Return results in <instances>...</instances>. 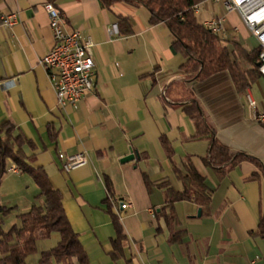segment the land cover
Instances as JSON below:
<instances>
[{"label":"crops","instance_id":"obj_1","mask_svg":"<svg viewBox=\"0 0 264 264\" xmlns=\"http://www.w3.org/2000/svg\"><path fill=\"white\" fill-rule=\"evenodd\" d=\"M48 2L0 0V127L11 123L32 143L25 151L61 192L91 264H264V238L252 235L264 216V78L245 92L227 72L191 82L169 28L150 24L146 8L61 0L55 6L66 31H78L94 43L96 76L93 92L78 109L60 107L41 64L54 46L44 8ZM11 15L17 16L16 24L4 25ZM196 17L202 25L224 18L220 38L230 51L235 45L246 52L259 49L240 15L227 13L222 3L206 0ZM241 64L252 69L244 60ZM196 104L213 138L196 136L186 111ZM212 140L259 165L243 161L220 178L205 163ZM61 152L82 154L87 164L65 172ZM131 155L133 160L122 161ZM189 163L206 179L208 212L193 200L168 204L172 194L184 191ZM10 175L33 187L31 207L42 203L29 175L9 171L3 181ZM119 199L132 202V208L121 210L115 204ZM113 216L126 237L118 259L112 255ZM174 235L180 241L171 242Z\"/></svg>","mask_w":264,"mask_h":264},{"label":"trees","instance_id":"obj_2","mask_svg":"<svg viewBox=\"0 0 264 264\" xmlns=\"http://www.w3.org/2000/svg\"><path fill=\"white\" fill-rule=\"evenodd\" d=\"M48 1L57 5L61 0ZM99 1L106 8L121 2L144 7L150 13V24H165L174 37V50L186 59L183 70L191 82L204 81L227 72L237 90L245 92L262 77L257 66L260 49L246 52L235 45L232 52L220 37L198 22L194 8L206 0ZM241 60L252 65V69H245ZM186 111L195 122L196 136L213 138L214 130L207 123L200 107L196 104ZM162 144L167 149L168 156L172 158V150L165 138H162ZM26 146L33 148L32 143L18 133L13 124L5 123L0 127V185L9 172V163L12 162L21 173L33 179L40 190L38 199H42L41 204H34L29 211L19 214V223L8 231L3 230L1 224L14 208L0 204V264H28V258L37 252L38 241L50 238L53 233L60 235V241L53 249L41 253L39 264H51L52 260L60 264H91L78 234L68 219L61 192L52 186L44 169L33 166L34 156L27 155ZM243 161H252L259 165L251 156L244 153L231 154L226 146L212 140L209 157L205 163L216 169L220 178H223L232 167ZM187 170L188 176L183 179L184 191L172 194L168 204L193 200L204 212H208L211 197L205 184L206 179L191 163L187 165ZM146 184L149 187L147 179ZM113 217L117 237L113 242L112 255L114 259H118L123 253L126 237L118 217ZM252 235L264 238V216L257 231ZM176 241H180V237L172 236L171 242Z\"/></svg>","mask_w":264,"mask_h":264},{"label":"built area","instance_id":"obj_3","mask_svg":"<svg viewBox=\"0 0 264 264\" xmlns=\"http://www.w3.org/2000/svg\"><path fill=\"white\" fill-rule=\"evenodd\" d=\"M212 1L222 3L227 13H238L257 40L260 49L258 70L264 78V0ZM44 8L50 16L54 46L43 56L41 64L48 73L58 105L76 110L95 87L96 63L92 53L94 43L91 38H84L78 31L67 32L64 20L53 3H46ZM194 12L199 13V5L194 8ZM16 22V15L3 20L6 26H13ZM224 23V18H218L205 22L204 26L221 37L225 32ZM248 101L251 107H256L257 104L251 97H248ZM59 157L63 160L62 168L65 172L87 164V158L82 154L69 156L61 152ZM9 171L19 173L15 166L9 168ZM115 204L123 211L133 206L132 202L120 199Z\"/></svg>","mask_w":264,"mask_h":264},{"label":"rangeland","instance_id":"obj_4","mask_svg":"<svg viewBox=\"0 0 264 264\" xmlns=\"http://www.w3.org/2000/svg\"><path fill=\"white\" fill-rule=\"evenodd\" d=\"M27 178V177H26ZM33 187L22 186L15 175H10L9 179L0 185V203L14 210L2 221V229L8 231L13 225L18 224V215L25 213L31 207L33 200ZM59 240V234L54 233L48 239H43L37 243V252L30 256V264H39L41 253L45 249L55 247Z\"/></svg>","mask_w":264,"mask_h":264},{"label":"water","instance_id":"obj_5","mask_svg":"<svg viewBox=\"0 0 264 264\" xmlns=\"http://www.w3.org/2000/svg\"><path fill=\"white\" fill-rule=\"evenodd\" d=\"M257 66H259V64H257ZM133 159H134V155H131V156L125 158V159L122 160V161L125 162V161H129V160H133ZM199 214H200V213H199Z\"/></svg>","mask_w":264,"mask_h":264}]
</instances>
